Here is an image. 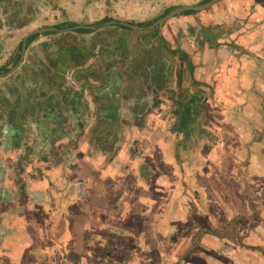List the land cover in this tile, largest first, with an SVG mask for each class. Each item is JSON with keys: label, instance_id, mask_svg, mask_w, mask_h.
Returning <instances> with one entry per match:
<instances>
[{"label": "crops", "instance_id": "obj_1", "mask_svg": "<svg viewBox=\"0 0 264 264\" xmlns=\"http://www.w3.org/2000/svg\"><path fill=\"white\" fill-rule=\"evenodd\" d=\"M206 1L102 2L104 7L120 10L116 15L125 17L117 18L120 21L151 28L158 23L159 14L176 5ZM100 2L65 0L64 4L87 11L88 18L79 14L81 20L96 26L100 21L116 19L111 14L95 18L91 7L99 6ZM29 7L34 10V6ZM127 7L129 12L125 10ZM194 12H184L171 21L180 22L179 32L185 30L188 35L183 38L184 43L188 45L191 39L190 45L197 51L193 77L199 82L198 87L204 89L199 97L203 98L205 108L191 120V125L197 124L200 134L194 136L188 127L183 129L181 117L167 119L165 123L156 116L123 119L128 126H117L119 132L110 134L113 148L110 163V152L106 149L104 156L96 149L92 159L85 151L84 159L92 169L85 166L80 173L71 172L59 165V154H51L59 167L54 180L49 178L39 184L38 180L18 175V188L0 191L5 196L19 190V197L23 198L7 207L8 213H1L0 217V233L7 240L3 245L0 243V254L8 264H264V252L243 246L251 239L264 248V0H223L206 11L192 15ZM94 18L97 20L92 22ZM145 20L149 22L144 23ZM105 25L106 30H116L112 23ZM118 25L119 30H128ZM157 28L134 33L138 35L136 50H148L155 44L152 34L158 35ZM38 30L28 34H42ZM214 36L221 45L227 44L211 45L207 38ZM132 51L123 53L124 61L132 62L134 55L129 54ZM168 58L167 54L162 62L166 69L172 64ZM176 62L177 71L169 81L179 76L180 89L188 90L186 72L181 69L182 63ZM158 63L152 60L144 67L153 69L157 76ZM220 66L223 70L217 71ZM171 69H176V63ZM164 73L168 76V70ZM140 78L142 82L143 74ZM61 90L79 99V90L76 93L69 86ZM138 95L141 101L153 100L151 106H155L153 95H146L142 89ZM135 121H142V125L133 139L145 138L151 146L127 152L125 145L135 129L136 123L131 125ZM41 124L39 129H32L37 132ZM164 125L167 129H160ZM10 127V133L14 134L17 126L13 122ZM100 128L113 129V126L102 122ZM126 128L128 132L123 135L121 132ZM7 160L0 156L1 178L8 177L6 171L11 162ZM51 160L52 157L46 161ZM70 161H64L65 165ZM16 164L23 170L27 163L17 156ZM146 165L149 169H144ZM236 236H244L245 242L239 243Z\"/></svg>", "mask_w": 264, "mask_h": 264}, {"label": "flooded vegetation", "instance_id": "obj_2", "mask_svg": "<svg viewBox=\"0 0 264 264\" xmlns=\"http://www.w3.org/2000/svg\"><path fill=\"white\" fill-rule=\"evenodd\" d=\"M25 11H27L26 6L21 9L17 8L10 13V16L13 15L12 17L15 16L16 18H20V16L23 15ZM108 21H114L112 25L116 26L120 20L116 17V19L111 18L110 20L100 21L97 28H106L107 26L105 23ZM68 23H70L68 27H73L74 25H77L78 21H68ZM54 26H57V29H60L53 31L54 33L60 32L64 29L65 32H68L66 30L68 27L61 28L59 27V24ZM106 33L107 32H105L104 29V32L101 31V33L98 34L99 43H94L96 47L95 49L90 47L83 50V47H81L79 43L70 39V35L67 36L70 40L67 39V37H63L60 40H55V42L52 44L54 47L52 51L42 53L43 45H41V51L38 54L39 60L37 65H35L36 67L34 66L33 72L30 70L32 74L29 70H26L28 71V74H26L24 68L25 57H28L26 50L27 45L30 42V37H28L26 40V48L24 53L21 51V48L24 38L27 34L25 36L23 35L18 43L16 41L17 54L15 57H13L10 61L9 58H6L2 64H0V79L4 80L2 84L0 83V151L23 149L25 139L37 133L36 139L33 141L35 146L34 150L36 151L39 149L37 145L38 143L43 147H46L48 144L49 151L53 152V154H58L59 152H55L61 140V126L64 123L63 117L68 120L65 113L68 112L67 114H70L69 112H71L73 106L76 107L77 110L74 113L71 112L72 114H70V120L72 122L82 123L80 126V132L86 133L88 142L90 144H93V136L90 134V132L94 133L95 131V128L91 126L95 120H98L99 122L101 121V123L105 122L107 124H113V122H111L112 119H118V122H120L122 119L144 120L149 116H156V118L165 123L167 119H172L174 116L181 117L182 113L184 114V112H189L191 109H193V106L196 102H189V96L177 99L171 94V98H168L166 92H163L164 86L161 85L163 84V81L162 83H159L158 81L157 85L155 86L156 83L152 80L146 83L139 82V80H137L135 77H133L131 80H136L138 84L146 90H144L146 95H153L155 106H151L153 104V100L150 103L149 99L147 101H141L139 99V89H134V92H132L133 89L131 90V88H127V91H125L122 89L123 85L119 81L115 83L114 77L109 80L110 76H107V79L103 73L112 75L110 73H114L115 69L112 66H109L111 59H106V57L112 55V52L123 48V44L119 40L121 38L118 40L111 39ZM114 41L117 43L116 46H113ZM4 44L6 45V42H4ZM137 44L138 43L136 40L135 45ZM127 52L130 51L125 49L119 54L120 56L114 53V58H119L120 60V66L115 68L119 71V73L122 74V76L124 74H138L133 72H135L139 65L145 66L152 61V57H145V59H142L143 52H139L136 50V48L134 51H132V53H129L131 56L134 55L132 56V62H130L131 60L124 61V57L122 58V55L123 53ZM82 57L84 58L79 61ZM180 62L182 63L181 69H185L187 71L186 67L183 68V62ZM8 63V67L3 69V66L5 64L7 65ZM34 63L35 62L33 61V64ZM113 63L115 64V60H113ZM189 73L192 74L191 69H189ZM167 81L169 80L167 79ZM4 84L6 85L5 88H3ZM106 84V88L101 89L103 88L101 86H105ZM67 86L74 88L76 93L78 90L80 91L81 95L78 96V100L69 97V94L59 92V90ZM100 90L102 92H100ZM194 91L197 92L199 90L196 91L195 89ZM81 96L85 97L86 99L82 100ZM93 96L97 98V101H99L95 104L97 108H99L101 115L100 112L99 114H95L93 112V101H95ZM179 99H181V101L184 103V106L181 109L178 105V101H180ZM139 102L145 106H140ZM155 109H157V111L154 113ZM20 118L21 120L18 123ZM186 118H189V116ZM25 119L29 121L33 120V123L37 122V127H35L37 129H39L40 122L51 123L54 121L55 126L51 132L53 135L46 138L45 144L42 143V130L35 132L31 128L30 131L26 133V129H23L22 124V121ZM13 122L17 127L15 128L14 134H11L10 126ZM140 122L139 124L141 125ZM43 125L44 124H42V126ZM100 126L98 130L102 131ZM161 129L164 130L167 128L164 125L161 126ZM74 133H78V131H74ZM101 137L102 138H98L101 140L100 145H98L99 147L88 145V149H92L91 152L98 149L100 153L98 154L100 156H104L103 151L104 149L107 150L106 139L109 138V134L108 138L106 134H101ZM98 143L99 142H97V144ZM49 151L48 153H50ZM52 165L54 167L57 164L56 162H53ZM88 167L89 169H92L93 166L88 164ZM3 197L7 199V196ZM15 208L16 210L18 209V207Z\"/></svg>", "mask_w": 264, "mask_h": 264}, {"label": "rangeland", "instance_id": "obj_3", "mask_svg": "<svg viewBox=\"0 0 264 264\" xmlns=\"http://www.w3.org/2000/svg\"><path fill=\"white\" fill-rule=\"evenodd\" d=\"M64 1L65 0H0V64H2V62L6 58H9V61H10L13 57H15V55L17 54L16 45L19 42V40L22 38L23 35L25 36L26 34L32 32L34 29L36 30V29H41V27L53 26L54 28H56V30H60V29H57V26L55 27L54 25H58L61 22H67V25H65L64 27L61 26V28L68 27L70 24V23H68L69 18L70 19L77 18L76 20L79 22L78 25H89L88 24L89 21L81 20V18L79 16V14H80L82 17L88 18L87 17V15H88L87 11H85L83 9H75L76 7L73 8V6H72V8L68 7L64 4ZM96 1H101V2L99 4V6L91 7L93 10V14L95 15V18H98V16L103 15V14H111V15H113V17H117L119 19H125L124 16H120V15L117 16L116 15L119 13L120 10L115 11V10H112L108 7H104L106 5H104L105 3L102 2L103 0H96ZM221 1H223V0L217 1L213 6H217L218 3ZM191 5H193V4H191ZM24 6L27 7V11H25V13L28 12L26 17L22 18L24 14L21 15L20 18H16L15 16L12 17L13 15L10 16V13L13 12V10H15L17 8L21 9ZM29 6H34V10L30 11ZM125 6H130V4L129 5L127 4ZM128 8L129 7H127L125 10L129 12ZM194 14H195V12L192 15H194ZM30 15H31V18L28 19ZM95 18L92 19V22L97 20ZM192 18H193V16H192ZM136 19H137L136 17L132 18L133 21H135ZM148 22H149V20H146L144 23H148ZM171 23H172V25L180 27L179 26L180 22L177 23V19H174V21H171ZM118 27H119V25H116V30L115 29H109V30L105 29V32H107L106 34L111 39L118 40L119 38H121L119 40L122 42L123 47L125 46L124 48L119 49L120 51L117 50L115 52H112V55H110L109 57H106V59H111L109 62V66H112L115 70H116L115 67L120 66L119 65L120 60H119V58L118 59L114 58V56H115L114 53L116 55H119L125 49L129 50V51L134 50L135 49L134 44H135L137 37H138V35H134L135 36V42L133 43L132 47L127 48L125 43H124V38L122 35H123V33L129 34L132 32L130 30H121V28L119 30ZM211 28H215V25L211 24ZM50 31H52V30H50ZM101 31L104 32V28H99V29L97 28L94 32H88V33L87 32L86 33L79 32L78 30L68 31V32H65V30H61L60 32H57V33H50L49 34L47 31V32H42V34H38V35L36 34V37L34 39L30 40V42L27 45L26 51H27L28 57H25V64H24L26 74H28V71H26V70H29V71L31 70L33 72L34 66L37 65V62L39 60L38 54L41 51V47H40L41 45H43L42 53L52 51L54 48L52 46V44H53V42H55V40H57V39L60 40L63 37H67L70 35L72 37V38L70 37V39L79 43V45L81 47H83V50L88 49L90 47H92V49H95L96 47H95L94 43H99L98 42V39H99L98 34H100ZM183 31H185V30L180 31V34H181L180 37L183 36L182 35ZM190 32L192 33L193 31L190 30ZM133 33L137 34L136 32H133ZM218 33L219 32H217V36H218ZM186 35H187V33H186ZM152 36L154 39V43H156L155 41H156V38L158 37V35L154 36V34H152ZM67 39H69V37H67ZM216 39H218V37L214 36L213 42H212L211 38L209 37V38H207V41H211L210 44L215 46V47H220V45L218 43H216ZM16 41H17V43H16ZM4 42H6V45L4 44ZM115 42L116 41L113 42V46L117 45V43H115ZM190 42L192 43L191 39H190ZM156 44H157V47H159V44L158 43H156ZM203 44H204V42H202L201 46ZM225 44H227V43L225 42ZM225 44L222 43L221 46L223 47V45H225ZM13 45H14V47L12 48ZM231 46L233 48V45H231ZM225 47H228V46L226 45ZM155 48H156V45L154 44L150 49H148V50L140 49L139 52H144L146 54L147 51L150 50V52H148V54L146 56L152 57V60L160 62L157 64L160 67V68H158L160 70V74L157 73L158 74L157 76L153 74V69H152V71H150L141 65H139L136 68L135 72H133V73H138V74H134V75L124 74L122 76V74L119 73L118 70H116V71L114 70V73H110L112 75L105 74V73H103V74L107 79H108L107 76H110L109 80H111L114 77L115 83L119 81L123 85L122 89H124L125 91H127V88L128 89L131 88V90L133 89L132 92H134V89L135 90H137V89L145 90L141 85L138 84V82L136 80L131 81L133 79V77H135L137 80H139V82H141L140 76H141V74H143L144 79L142 80V82H144V81L148 82V81L152 80L155 83H158V81H159V83H162V81H163V84L165 87V88L163 87L164 88L163 92H166V95L168 96V98L169 97L171 98V94L173 95L174 98H177V99L182 98V94H185V96H189L190 100L192 98V101H189V102L193 103L195 101L196 103L194 104L193 109H191L189 112L186 111V112H184V114L182 113L181 122L184 126L183 129L185 127H188L190 129L191 134H193L194 136L195 135L198 136L200 134L199 133L200 129H199L197 124L192 126L191 120L193 121L194 119H196V117L198 115H201L202 114L201 110L204 111V108H205V104H203L204 100H203V98L200 100V97H199L200 90H204V89H201L198 87L200 85L197 84L199 82L195 81V79L193 77V68H192V74H190L189 68L185 64V62H183V68L186 67V69H187V71L185 69H184V71L186 72V74H185V76L187 77L186 81H188L189 82L188 84H190V86L188 87V90H185V89L181 90L180 89V87H179V76H177V77L173 76V79L171 81H167V79L169 80L171 78V75H173V74L175 75V73L177 71V65H178V63L176 61L180 62V57L174 55V57L168 58L167 61L171 62V60H172V64L170 63L171 65H169L168 69H166V65L163 64L162 62H163V59L165 57H167L168 52L164 51L163 49H161L160 52H157V51H155ZM174 53L175 52H173V53L171 52V54H174ZM195 54L197 55V51L195 52ZM124 56H125V54L122 55V58ZM84 57H82L79 61H81ZM113 60H115V64L113 63ZM33 61L35 62L34 64H33ZM121 61H123V60H121ZM151 62H149L148 64H150ZM174 62L176 63V69L175 70L171 69V66L173 68V65L175 64ZM8 65H9V63L7 65L5 64L3 66V69H6L8 67ZM140 69H144V70L142 72H139ZM164 70H168V76L164 73ZM218 70L219 71L223 70V67L222 66L218 67ZM31 71H30V73H31ZM3 76H5V75H3ZM1 80H3V79H1ZM1 80H0V82H1ZM163 84H162V86H163ZM106 86H107V84L105 86H101V87H103L101 89H105ZM5 87H6V85L4 84L3 88H5ZM112 87H114V86H112ZM191 89H192V92H191ZM195 89H196V91L197 90H199V91L195 92L194 91ZM59 92L62 93V90H59ZM100 92H102V91L100 90ZM210 93H211V90H209L208 96H210ZM79 95H81V94H79ZM195 98H196V100H195ZM179 100L180 101H178V105H181V106H179L181 109L184 106V103H183V101H181V99H179ZM79 112H80V110H79ZM93 112L95 114L100 112L99 108H97L96 104H94ZM67 113H65V115L67 116L68 120H66V118L63 117L64 123L61 126V135H60L61 140L58 144V148H57L55 153L59 152L58 153L59 155H57L58 158L61 159V164H59V165H62L64 168H66V167L69 168L71 170V172L73 170V171L80 173L83 171L85 166H88V164H90V163H89V161L86 164L83 163L81 165L82 168L80 170H77L75 167V164H74V157H73L74 155L72 154V151H70L69 144L66 142H67L69 137L77 134V133H74V131H78V133L80 132V130H81L80 126L82 123L81 122H72L70 120V116H71L70 114H72V113L71 112H69L70 114H67ZM187 116H189V121L186 120ZM177 118H178L177 116H174L171 119V121H173ZM118 121H119L118 119H112L111 122H113V124H107L105 122L104 123L108 127L113 126L114 129L115 128L118 129L117 126H120V125L121 126L125 125L126 127L128 126L126 120L122 119V120H120V122H118ZM139 122L140 121H135V122L131 123V125L136 123L135 129L130 133V136H132V138L137 136V135H133L134 133L138 134V132L140 131L138 128V126H140ZM53 123H54V121H52L51 123L42 122V124H44V125L42 126V124H41V126H40V131L42 130L41 131L42 132L41 142L44 144L46 143V138L53 135V134H51V132L54 129V128H52ZM94 123H96V120L94 121ZM99 123L101 124V121ZM140 123L142 125V122H140ZM22 124H23V129H26V127H28L26 130V133H28L31 128L37 127V122L33 123V120L29 121V120L25 119L22 121ZM41 127H43V128H41ZM147 127H146V129H147ZM160 129H161V127H160ZM108 130L110 131V129H108ZM112 132L109 133V137L111 136L110 134ZM126 132H128L127 128H126V130H123L121 133L124 135V134H126ZM36 134L37 133H35L33 136H29L27 139H25L24 148L22 149L21 154H22V156H24L25 160L29 161V163H32V162L34 163V166H33V163L31 165L33 168H35V170H38L39 172L41 171V173H37L35 175L34 180L35 181L42 180V183H43V182L48 181L49 178H51L50 180H54V178L51 174L54 171H51V170L48 171V167H53L52 164H53V162H56V160L51 155V154H53V152L47 153L49 150L48 144L46 145V147H43L42 145H40L38 143L37 145H38L39 149L36 151L34 150L35 146H34L33 140L35 141ZM111 144H112V141H111ZM149 144H150V142H149ZM149 144H147V145L149 146ZM110 146L112 149V145H110ZM45 149H48V150H45ZM149 149H150V147H149ZM85 151H87L89 153L88 157H90V159H92L91 157L93 156V154H95V153H93V152H95V150H93L92 152L91 151L89 152L88 149H84L83 153H85ZM109 152H110L109 153L110 156H108V157H111L112 151H109ZM51 157H52L51 162L50 163L47 162L49 158L51 159ZM85 157H87V155L86 156L84 155V158ZM111 159L112 158H110L109 161ZM64 161H66V162L70 161V163L69 164L66 163V165H65ZM56 164L58 166V162H56ZM17 165L18 164H16V166ZM35 170H34V172H35ZM68 176H69V174L66 175L67 178H68ZM43 178H45V180H43ZM13 179L19 181V176L15 177V178L13 177ZM7 190H8V192L12 191V189H10V188H8ZM10 205H11V203H10ZM136 208H137V210H140V207L138 205L136 206ZM236 239L239 243L245 242L244 236L243 237L236 236ZM243 246L245 248H248L249 250H254L256 248V249H259V252L260 251L264 252V248L263 247L260 248V245L256 241H253L251 239L248 242L244 243ZM71 255L72 254H69L68 258H70Z\"/></svg>", "mask_w": 264, "mask_h": 264}, {"label": "water", "instance_id": "obj_4", "mask_svg": "<svg viewBox=\"0 0 264 264\" xmlns=\"http://www.w3.org/2000/svg\"><path fill=\"white\" fill-rule=\"evenodd\" d=\"M217 1H219V0H208L202 4H197V5L175 6V7L171 8L170 10H168V12H166L165 14H163V15L159 14L160 19H159L158 23H154L153 25H151L153 27H158L157 28L158 37L156 38L155 42L159 44V47H157V44L155 43V45H156L155 51L160 52L161 49H163L164 51L168 52V55L171 58L174 57V55H176L178 57H182V62H185V64L188 66L189 69H190V66L193 68L195 65L194 54L196 51L193 49V46L190 45L191 44L190 40L188 41V45L184 43L185 40L183 38H185L187 36L186 32L183 31V33H182L183 36L180 37L181 34L179 32V28L175 25H172L171 20L173 18H177V15L182 14L184 12H190V11L198 12V11L206 10L210 6H213ZM156 20H157V18L154 21H156ZM113 22L114 21H108V22H106V24L113 23ZM118 23L121 26L128 28V30H130L132 32L129 34L123 33V35H122L124 38V43H125L127 48L132 47L133 43L135 42V36H134L135 34L133 32L142 31V30L147 29L146 27H142V26L137 25V24L134 25V24L129 23V22L119 21ZM162 25H163V27H162L163 32H160L161 31L160 27ZM153 27H151V28H153ZM82 28L94 29L95 26L74 25L73 27L66 28V30L70 31V30H76V29H82ZM50 30L55 31L56 28H54V27H43V28L39 29L38 31L39 32H47ZM209 32H214V30L209 31ZM215 35L217 36V32L215 33ZM30 36H31V34H27L24 38V42H23V45L21 48V51L23 53H24L25 48H26V46H25L26 40ZM211 41L213 42L212 38H211ZM216 43H218L221 46L220 39H216ZM174 44H175V47H173ZM148 52H150V50L147 51L146 54L143 52L142 59H145V57H148V56H146L148 54ZM171 52L172 53L175 52V53L171 54ZM94 100H95V101H93L94 104L99 102V101H97L96 97H94ZM76 110H77V108L73 106L71 112L74 113ZM97 114H99V112ZM97 121L98 120H96V123L91 125L92 127L95 128L94 133L90 132V134H92V136H93L92 137L93 144H90L88 142V137H87L86 133H83V132H79L75 135H72L71 137L68 138V140L66 142L69 144L70 151H72V154L74 155L73 156L74 157V164H75V167L77 170H80L82 168L81 165L83 163L86 164L85 159H83L84 158L83 151H84V148L86 146H88V145H93V146L100 145L101 140L98 138H102L101 134H106L107 138H108V134L110 132H112V131L119 132V129H116V128L114 129V127H113V129H110V131L108 129L99 131L98 128L100 126V123H99V121L98 122ZM54 126H55V124L53 123L52 128H54ZM111 141H112V137L110 136L108 139H106V146H107L108 151L113 152V148L111 149V146H110ZM97 142H99V143L97 144ZM147 144H149V141H147L145 138L133 139L132 136H130L128 138V141H127V144L125 145V147H126L127 152H129L130 150L132 151L133 148L138 149V147H142V146H145ZM149 146H151V145L149 144ZM121 150L123 151V148ZM21 153H22V150L19 151L17 149L16 150L13 149V150H7V151H3V150L0 151L1 158L4 160L8 159L7 161L11 162V165L8 166L9 169L6 171L8 177L7 178H5V176L2 178L0 177V184L4 185L3 188H0V191H2V189H8V188L13 190L14 188L18 187V185L16 184V180L13 179V177L15 178L18 175L22 174L26 178L35 179L34 178L35 175L37 173H41V171L39 172L38 170H35V168H33L31 165L33 162L29 163V161L24 159V156H22ZM18 155L23 160L24 163H27L26 166L24 167L25 168L24 170L20 169V165L16 166V158ZM18 161H19V158H18ZM33 166H34V163H33ZM58 168L59 167L56 165V166H54V169H53V167L48 168V171H50V170L54 171L53 173H51L52 176H54L56 174L55 171L58 170ZM144 169H149V166L146 165V167ZM34 170L36 173L34 172ZM98 172H101V170H98ZM89 177L90 176L87 173L86 178H89ZM43 180H45V178H43ZM38 183L39 184L42 183V180H38ZM18 191L15 194H5V197L7 196V199H5L2 195H0V217H1V213H5V214L8 213L6 208L10 207V203L12 205L15 202L19 203L20 201L23 200V198L19 197ZM54 201L55 200H52V202H54ZM15 207H18V206L16 205ZM1 224L2 223L0 222V225ZM0 243H2V245L7 243V240H4L1 233H0ZM11 245H13V243H11ZM3 257L4 256L0 254V264H8L9 261H7L6 257H4V258Z\"/></svg>", "mask_w": 264, "mask_h": 264}, {"label": "trees", "instance_id": "obj_5", "mask_svg": "<svg viewBox=\"0 0 264 264\" xmlns=\"http://www.w3.org/2000/svg\"><path fill=\"white\" fill-rule=\"evenodd\" d=\"M65 25H66V24H63V25H62V27H63V26H65ZM98 25H99V24H96V26H95V27L97 28V27H98ZM59 27H61V26L59 25ZM78 31H79V32L86 33V32H90L91 30L82 28V29H79ZM48 33H54V32H53V31H48ZM35 36H36V34H32V35L30 36V38H29V39H30V40H32V39H34V37H35ZM190 69H192V67H191V66H190ZM193 98H194V97H193ZM190 101H192V98H191V100H190ZM179 106H181V105H179Z\"/></svg>", "mask_w": 264, "mask_h": 264}, {"label": "clouds", "instance_id": "obj_6", "mask_svg": "<svg viewBox=\"0 0 264 264\" xmlns=\"http://www.w3.org/2000/svg\"><path fill=\"white\" fill-rule=\"evenodd\" d=\"M95 28H96V27H95ZM95 28H94V29H95ZM84 29H85V28H84ZM76 30H79V29H76ZM89 30H91V29H89ZM170 58H171V57H170ZM180 58L182 59V57H180Z\"/></svg>", "mask_w": 264, "mask_h": 264}]
</instances>
